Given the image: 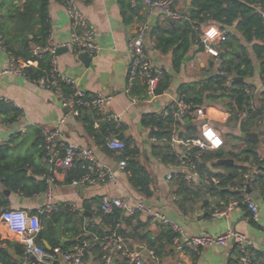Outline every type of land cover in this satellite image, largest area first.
<instances>
[{"label": "crops", "instance_id": "obj_1", "mask_svg": "<svg viewBox=\"0 0 264 264\" xmlns=\"http://www.w3.org/2000/svg\"><path fill=\"white\" fill-rule=\"evenodd\" d=\"M140 3L141 9L138 15H133L132 20L126 23L119 0L79 1L80 11L96 32L95 39L99 46L98 54L84 62L81 54H76L69 49L58 56L57 64L59 72L74 78L87 93H104L114 96V100L105 110V114L119 116L121 126L117 133L106 129L104 131L105 135L108 136L106 140L123 135L121 141L130 145L134 144V148L138 152L136 160L144 168L148 180H150L148 193L145 194L133 186L127 168L125 170L119 169L123 153H116L101 147L89 134L85 122L87 118L94 121L96 129L100 127L102 122L106 123L104 119L99 120L98 117L102 114L100 111H85L80 118L68 116L61 127L59 141L92 150L99 164L114 171L116 181L96 186H73L67 182L66 172L59 171L57 173L58 186L55 190V202L62 206L75 207V211L69 210L71 215L62 217L61 221L55 224L63 232L59 236L61 246L70 249L73 242L86 234L84 230L87 225H101V218L95 214L96 200L110 197L121 199L129 205L138 202L144 203L181 226L185 234L189 236H218L234 231L249 238L258 250H264V193L258 186L249 191L250 197L260 210L257 220L253 219L246 205L235 208L228 216L216 215V207L225 206L218 192L214 194L212 191L213 185H218L216 183L218 180H210L207 176L187 180L183 177L186 176L185 169L178 168L176 162L171 163L164 160V154L155 149L170 146L175 157L177 151L186 150L179 144L172 146L165 143H153L151 141V138L154 137L152 136L153 127L150 119L152 116L163 115L171 104L180 99L179 92L183 85L200 82L217 75L220 70V62L202 51L197 53L195 57L189 56L188 62L185 61L186 63L183 65L175 66L171 53L163 54L155 48L157 36L152 35L153 28L162 22L163 34L166 35L171 29L169 21H173L178 23L179 29L182 30L183 22L190 21L191 13L196 10L192 5L193 0H174L172 8L181 15V20H171L158 14L149 17L143 0H140ZM135 4L136 2L133 1L132 5L135 6ZM49 16L52 26L50 42L59 48L66 47L71 40L72 28L65 2L63 0H50ZM143 21H148L150 25L146 41L147 54L154 65L164 69L165 76L161 82L167 80L169 83L168 88L154 98H150L147 91L145 95H133L126 92L130 70L129 43L135 36L139 24ZM207 24L194 28L196 37L197 28L202 31ZM232 33L246 46L253 62V74L244 82L249 86L247 89L251 90L252 100L255 103L260 93L264 92L262 61L255 55L254 44H247L241 33L235 28H233ZM196 40L193 50L198 47ZM11 57V54L3 47L0 36V72L9 68ZM139 82L140 86H144L141 81ZM133 97L137 101L136 104L133 103ZM0 98L12 103L23 112L18 123L19 131L25 130L26 132L19 139L22 142L20 156H31L37 165L44 168L46 165L44 158H41L34 149V143L38 138L37 131L45 139L48 133L58 129L61 120L68 114V110L62 106L59 98L52 91L41 88L25 76L13 73L0 75ZM229 119L230 114L221 107L205 104L198 110L196 120L190 122L184 120L180 124L185 129V125L193 123L189 127L194 126L196 128L198 137L202 136L204 128L211 127L219 132L226 144L228 135L235 138L243 136L240 128L234 123H229ZM176 130L178 137L183 133L180 138L186 139L185 131L181 128ZM263 133L264 126L258 124L255 134L258 135L259 142H254L257 145L259 157L264 159V140L263 135H261ZM13 134L10 125L0 124V139L10 140ZM232 144L230 143V146ZM234 144L237 149L236 153L244 146L236 141ZM233 160L235 161V159ZM236 165L247 166L248 171L246 173L248 174L255 172L254 165H246L236 161L234 165H220L217 169H214L212 165L210 167L214 174H226L230 167ZM169 175L172 176L171 179H168ZM39 178L42 177H37V179ZM206 178L209 184L206 183ZM242 182L243 179L240 181L239 177L234 180V185L229 184L232 188L226 186L225 189L233 193H240ZM0 190L6 191L1 182ZM5 196L10 202L8 209L24 210L29 213L38 212L46 201L44 193L27 197L10 192L9 195L5 193ZM230 199L226 202L227 204ZM239 200L242 201V197ZM47 217L50 218V216ZM48 218L42 221L43 228ZM126 227L123 225L122 228ZM134 227H138L137 234L150 232L153 238L159 240L158 246L161 242L164 245L163 249H158L157 253V251L148 249L146 242L134 244L135 250L136 246L142 248L140 253L145 259V264H238V254L233 252L237 248L235 244L228 247L205 249L199 257H196L188 251H177L175 245L164 237V231L172 230L164 228L157 222H151L144 214L138 213L136 217H133L132 224L128 226V231L131 232ZM39 243L51 251L52 247L49 241L43 238L39 240ZM0 250H6L10 258L18 264H29L25 254L22 253L24 247L19 238L3 225H0ZM151 251L156 252L154 256H151ZM96 257L95 252L90 251L86 264H97ZM113 264H126V259L116 256Z\"/></svg>", "mask_w": 264, "mask_h": 264}, {"label": "trees", "instance_id": "obj_2", "mask_svg": "<svg viewBox=\"0 0 264 264\" xmlns=\"http://www.w3.org/2000/svg\"><path fill=\"white\" fill-rule=\"evenodd\" d=\"M63 1L66 3L68 0ZM133 1L136 2L135 6L132 5ZM119 2L125 22L129 23L133 15H138L140 12V0H119ZM192 5L196 10L191 13L190 21L183 22L182 30L179 29L178 23L169 21L171 29L168 34L164 35L161 22L153 28L152 35L157 36L155 48L163 54L171 53L173 64L181 66L186 63L185 61L189 56L195 57L197 53L204 51L203 45L199 42H196L198 47L193 50L195 40L197 39L196 41H198L194 31L195 27L213 22L226 30V40L222 44L223 50L221 51L224 54V58L221 59L220 57L218 60L220 62L219 73L225 72L226 77L233 79L232 87L226 90L223 87L226 77L218 73L206 80L185 84L179 92L180 99H184L191 107L189 116L185 118L186 122L192 121L191 115L197 112L203 105H215L230 114L229 123H234L235 126H238L243 134L242 137L236 138L228 135L225 146L218 150L207 151L199 148H192L190 150L192 158L198 163V173L209 177L210 180H218V185H213L212 191L214 194L218 192L226 206L228 199L233 197L239 200L241 198L240 193L226 190V186H229V184L234 185V180L239 177L240 181H242L243 176L247 174L248 167L236 165L228 167L229 169L226 174H214L211 171L210 165L218 159L233 158L236 162L257 166L261 170V174L256 178L254 187L258 186L264 193V161H261L258 155L257 145L254 140L247 137V134L256 132L258 121L264 115V92L260 93L259 98L256 100L257 102L252 106V96L246 92L249 86L244 81H234L235 78L248 79L253 74L254 66L246 46L229 31V28H235V30L241 33L247 44H254L253 50L255 55L262 61L261 68L264 80V16L258 11L260 9L264 12V0H193ZM49 7L50 0H0V36L2 45L17 62L33 61L37 63V66L31 65L25 69L26 77L34 82L41 79L48 81L52 76L53 56L49 52H42L39 57L33 55L35 47L45 49L49 45L52 30ZM139 83L138 81L133 88L131 92L133 95L146 94V86H140ZM168 85L167 80L160 82L156 94L163 93L168 88ZM61 87L66 94H71L72 91L69 86L62 84ZM22 115V110L12 103L4 99L0 100V124L9 126L19 123ZM82 115L83 113L80 117ZM243 115H246V118L243 119ZM98 118L99 120L104 119L106 123L102 122L100 127L96 129L94 121L87 118L85 120L87 130L97 144L106 149V139L108 136L105 135L104 131L108 129L111 132L117 133L121 125L109 120L107 116L102 114ZM150 123L153 127L152 136L157 138H170L175 126L179 124L171 116L163 117V115L152 116ZM181 125L179 124V126ZM181 129L185 131L186 139L198 137L194 126L184 129L182 125ZM37 132L38 138L34 143V149L40 154L41 158L45 159V151L41 148L44 139L41 133ZM261 135H263L264 140V133ZM22 136L23 134L20 131L14 133L6 145L0 146V182L5 190L30 197L46 192L48 188L47 179L51 175V170L50 165L47 163L42 168L37 165L31 156H20L19 152H21L22 142L19 139ZM182 136L183 133L180 134V137ZM235 141L244 145L238 153H236ZM230 143H233L232 146H230ZM126 145L127 148L123 152L121 159H128L127 171L130 174V181L133 186L146 194L148 193L150 180H148L144 168L136 160L137 150L132 148L130 144ZM155 149L159 150V153L164 154V160L171 163L177 161L170 146ZM198 153L201 154L199 158L196 157ZM85 164L86 162L81 161L75 169L66 172L68 183L72 184L73 181L81 179L87 173ZM219 167L215 165L213 168L217 169ZM37 177L42 178L37 179ZM183 177L186 178V176ZM181 192L183 191L181 190ZM102 202L103 199L96 200V205L99 209V213L96 216L101 218L102 224H89L85 228V232H89L90 235L96 234L102 239L110 237L115 233L122 237L131 249H134L133 245L138 242H146L147 248L157 251V253L158 249H163L164 245L162 242L158 246L159 240L153 238L150 232L137 234L138 227H134L131 232L128 231V226L132 224L133 217L136 216L128 217L118 208L114 210L113 214L105 215L101 212ZM9 204L10 202L6 198L5 192L0 190V215L3 210L8 209ZM224 207L218 206L216 209L221 210ZM37 213V211L32 212V214ZM69 213V209L66 208L49 215L50 218L46 215L41 216V224L44 219H48L45 222L44 228L42 227L38 242L43 238L49 241L52 247L51 252H54L56 248H60L63 251L68 250L65 246H61L59 236L63 232L55 224H58L62 217L71 215ZM123 225L127 227L122 228ZM171 232L164 231V237L173 244L176 235ZM86 235L87 233L79 237L71 246L84 239H89L90 236ZM91 251L95 252L97 256V264H104L102 243H95ZM233 252L239 256L237 248ZM22 253H24V250ZM0 261L3 264H18L10 258L6 250H0ZM55 264L61 263L57 261ZM252 264H264V262L256 259Z\"/></svg>", "mask_w": 264, "mask_h": 264}, {"label": "built area", "instance_id": "obj_3", "mask_svg": "<svg viewBox=\"0 0 264 264\" xmlns=\"http://www.w3.org/2000/svg\"><path fill=\"white\" fill-rule=\"evenodd\" d=\"M91 2L93 0H68L65 5L67 14L71 21V40L66 45L76 54H85L91 58L97 56L99 46L96 43V32L89 24L86 17L79 9L78 2ZM174 0H143L144 5L148 10V15H161L171 20H181V15L175 11L173 6ZM258 11L264 16V12L260 9ZM150 31L148 21H143L139 24L135 36L129 43V57L130 70L128 78V87L126 92L131 94L133 88L138 81H141L147 88V94L150 98L157 96L156 90L159 83L165 76V71L161 67L153 64L146 51V41ZM198 42L203 45L204 51L215 60L221 57V47L226 40V30L217 23H208L204 30L197 28ZM59 47L51 42L47 48L35 47L33 55L39 57L42 52H49L53 56V69L50 80L41 79L37 82L41 88L52 91L60 100L62 106L68 110V114L61 120L58 129L48 133L45 136L44 143L41 146L45 151V162L50 165L51 175L48 177V188L45 195V205L38 211L37 214H32L24 210L5 209L0 215V225L7 228L12 234L19 238L20 243L24 247V254L29 264H55L60 262L63 264H86L87 257L92 250L95 243L101 242L103 249L104 264H113L116 256L126 259V264H145V259L142 254L135 249H131L124 242L122 237L117 234H112L110 237L102 239L96 234L90 235L86 232L89 239H84L75 244L67 251L56 248L54 252L48 251L44 246L39 244L38 238L42 231L41 216H49L65 208L75 211L74 206H62L55 202V190L58 186L57 173L59 171L67 172L75 169L78 163L86 162L85 169L87 173L79 180L73 181V186H96L107 182H115L116 177L113 170L98 163L95 159L93 151L88 148L69 145L63 141H59L61 127L64 125L68 116L80 118L85 111H100V113L107 116L111 121L120 125V118L116 115H107L105 110L110 106L114 100V96L104 93L89 94L84 91L78 82L58 70L57 51ZM36 66L37 63L33 61L17 62L11 57V63L8 69H5L1 74L13 73L19 76H25V69L28 66ZM226 77L225 72L219 73ZM34 82V81H33ZM233 79L226 77L224 88L226 90L232 87ZM66 85L71 88V94H66L61 85ZM248 95L251 96V90L246 89ZM132 96V95H131ZM133 97V103L136 100ZM2 100V98H0ZM254 101H252V106ZM191 107L184 99H179L171 104L163 113V117L171 116L179 124L189 116ZM198 112V111H197ZM197 112L191 116L193 121L196 120ZM246 115H243V119ZM176 125L173 134L170 138L152 137L153 143H165L172 146L179 144L186 148L184 151L176 152V164L178 168L185 169L189 174L186 175L187 180L194 178H203L198 173V163L192 158L190 150L192 148H199L201 150L213 151L225 146V141L219 132L211 127H206L202 131V136L194 139H183L178 137L177 130L182 127ZM259 125L264 126V115L258 121ZM25 134V130L20 131ZM9 140L0 139V146L7 144ZM134 148V144H131ZM106 148L116 153H123L127 145L120 139L113 138L107 140ZM201 156L200 153L196 155L197 158ZM264 161L263 158H260ZM128 166V159H122L119 163V169L125 170ZM255 172L252 174H245L240 188L242 201L236 198H231L224 209L217 210L216 215L228 216V214L235 208L246 205L252 214L254 220L259 218V207L250 197L249 191L254 188L256 178L261 174V170L255 166ZM172 176L169 175L168 179ZM206 183L209 184L206 178ZM218 184L219 182L216 181ZM229 188H232V186ZM176 199V197H175ZM121 209L126 216H136L138 213L147 216L151 222H157L164 228H169L176 235L173 240L176 250L179 252L188 251L194 256L199 257L203 250L213 247H228L235 244L239 251L238 264H252L254 260L259 259L264 262V250H258L252 241L245 235L234 231H229L218 236L197 235L189 236L185 234L183 228L172 221L156 209L145 205L144 203H135L129 205L118 198H103L101 212L105 215H111L115 209ZM99 213V209L95 210V214ZM92 234V233H91ZM154 256L153 251L150 252ZM0 264H3L0 261ZM25 264V263H23Z\"/></svg>", "mask_w": 264, "mask_h": 264}, {"label": "water", "instance_id": "obj_4", "mask_svg": "<svg viewBox=\"0 0 264 264\" xmlns=\"http://www.w3.org/2000/svg\"><path fill=\"white\" fill-rule=\"evenodd\" d=\"M229 31L233 32V28H229ZM68 50H69L68 47L59 48L58 51H57V54H56L57 57L60 54H62L63 52L68 51ZM81 58H82V60H84V62H87L90 59V57L85 55V54H81ZM223 58H224V54H221V59H223ZM188 60H189V57L186 59V62H188ZM234 81L235 82H243L244 80H243V78H235ZM192 125H193V123H188L187 125H185V127L187 128V127L192 126ZM10 130H12L14 133L19 132V124L15 123L13 125H10ZM247 137L253 139L255 142H259V137L255 133L247 134ZM117 138L121 139V138H123V135L118 136ZM234 164H235V161L233 159H230V158L218 159V160H216V161L211 163L212 166H215V165L216 166H220V165H234ZM185 174L187 175V174H189V172L186 171ZM5 193L7 195H9L10 192L6 190ZM136 250L138 252H141L142 248H139V247L136 246Z\"/></svg>", "mask_w": 264, "mask_h": 264}]
</instances>
